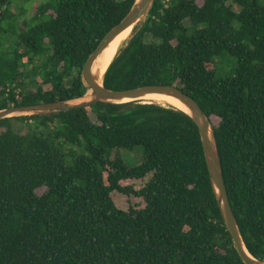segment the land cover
Segmentation results:
<instances>
[{
	"label": "trees",
	"instance_id": "16d2710c",
	"mask_svg": "<svg viewBox=\"0 0 264 264\" xmlns=\"http://www.w3.org/2000/svg\"><path fill=\"white\" fill-rule=\"evenodd\" d=\"M135 1L44 0L26 19L19 0H0V110L82 98L87 59ZM103 85L175 86L197 101L244 244L264 260V0H154ZM0 264L244 263L197 126L136 101L0 120Z\"/></svg>",
	"mask_w": 264,
	"mask_h": 264
},
{
	"label": "water",
	"instance_id": "95a60500",
	"mask_svg": "<svg viewBox=\"0 0 264 264\" xmlns=\"http://www.w3.org/2000/svg\"><path fill=\"white\" fill-rule=\"evenodd\" d=\"M153 5L154 0H136L123 20L105 36L100 45L89 56L81 72V80L86 89V93L82 98L71 101L13 106L0 110V120L20 116L60 113L93 106L99 102L109 104H123L136 101L144 102L145 98L153 95H164L174 98L187 109V111H180L186 113L198 128L213 193L224 224L232 237L239 257L244 264H264V260L254 258L244 244L226 189L213 126L197 101L175 86L150 85L123 91H112L106 89L103 82L100 85L96 81L94 67L99 57L121 34L128 30L133 31L140 23L145 21Z\"/></svg>",
	"mask_w": 264,
	"mask_h": 264
},
{
	"label": "bare ground",
	"instance_id": "6f19581e",
	"mask_svg": "<svg viewBox=\"0 0 264 264\" xmlns=\"http://www.w3.org/2000/svg\"><path fill=\"white\" fill-rule=\"evenodd\" d=\"M132 32L133 31L128 30L125 33L121 34L116 40H114V42L102 53V55L97 60L94 67V74L98 84L100 85L102 84L108 67L110 66L114 58L117 56L119 51L129 41V39L132 36ZM144 102L154 103L164 107H170L178 110L187 111V109L179 101L175 100L172 97H168L164 95L148 96L147 98L144 99Z\"/></svg>",
	"mask_w": 264,
	"mask_h": 264
},
{
	"label": "rangeland",
	"instance_id": "374dc122",
	"mask_svg": "<svg viewBox=\"0 0 264 264\" xmlns=\"http://www.w3.org/2000/svg\"><path fill=\"white\" fill-rule=\"evenodd\" d=\"M43 1L44 0H29V1L19 0L18 5L24 8V10L26 11L24 18L29 19L33 15L35 8ZM14 10L17 11L16 8H14ZM216 62L218 65V73L220 76L229 77L233 75V72L235 71L236 68V59L224 53L216 58ZM142 103H146V102L142 101ZM24 127L25 126L22 123H18V122L14 123V128L16 131H20L24 129ZM63 150L67 151L69 154L73 153L74 151L78 153H80L81 151L79 147H75V146L63 147ZM121 156L123 160L126 162V164H128L129 166L138 164L136 163L138 161V157H136L135 154L133 155V153L131 152L122 150ZM118 202L120 203V205H126L127 203L123 198L118 199ZM133 203H137V200H133Z\"/></svg>",
	"mask_w": 264,
	"mask_h": 264
}]
</instances>
